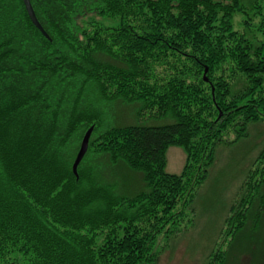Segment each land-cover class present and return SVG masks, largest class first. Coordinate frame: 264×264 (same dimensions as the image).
Instances as JSON below:
<instances>
[{
  "label": "trees",
  "instance_id": "obj_1",
  "mask_svg": "<svg viewBox=\"0 0 264 264\" xmlns=\"http://www.w3.org/2000/svg\"><path fill=\"white\" fill-rule=\"evenodd\" d=\"M30 3L48 39L21 0H0V264H154L216 147L264 121V1ZM113 106L164 124L114 125ZM169 147L185 153L178 175ZM237 197L228 236L264 211V146Z\"/></svg>",
  "mask_w": 264,
  "mask_h": 264
},
{
  "label": "rangeland",
  "instance_id": "obj_2",
  "mask_svg": "<svg viewBox=\"0 0 264 264\" xmlns=\"http://www.w3.org/2000/svg\"><path fill=\"white\" fill-rule=\"evenodd\" d=\"M253 1L241 0V3L248 8ZM261 1L264 0H259V3ZM244 19L243 15L234 19L235 30L243 28L241 23ZM111 114L112 123L117 126L164 124L157 120H138L130 107L113 106ZM263 146L264 121H261L249 124L247 136L235 144L216 147L206 180L193 192L188 205L186 201L179 203L173 225L168 226L169 233L156 237L154 264H264V211L257 218V209H250L252 212L248 211L243 227L233 237L226 234L229 231L226 220L230 217L231 207L236 203L243 180ZM165 159L166 173H181L185 164V153L181 148L169 147ZM124 178L127 179L125 193L133 195L142 189L139 174L130 173ZM223 252H227L226 255L221 260L216 259V256H223Z\"/></svg>",
  "mask_w": 264,
  "mask_h": 264
},
{
  "label": "water",
  "instance_id": "obj_3",
  "mask_svg": "<svg viewBox=\"0 0 264 264\" xmlns=\"http://www.w3.org/2000/svg\"><path fill=\"white\" fill-rule=\"evenodd\" d=\"M22 4L24 6V9L28 15V18L30 19L31 23L33 24V26L45 37L48 39L47 34L45 33V31L43 30L42 26L39 24L33 8L31 6L30 0H21ZM93 127L91 126L83 135L81 142L79 144V148L78 151L75 155V158L73 160L72 163V173L73 175L77 178V168L80 164V162L82 161L83 157L85 156L87 149H88V143H89V139L92 133Z\"/></svg>",
  "mask_w": 264,
  "mask_h": 264
}]
</instances>
